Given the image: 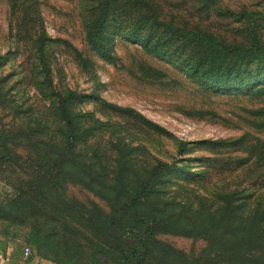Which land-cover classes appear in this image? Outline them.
<instances>
[{"label":"rangeland","instance_id":"rangeland-1","mask_svg":"<svg viewBox=\"0 0 264 264\" xmlns=\"http://www.w3.org/2000/svg\"><path fill=\"white\" fill-rule=\"evenodd\" d=\"M101 1L0 0V135L10 134L12 156L0 161V243L30 247L44 264H118L96 241L100 231L76 217L109 214L106 194L128 192L159 162L179 161L153 183L170 210L187 202L188 218L227 188L264 201V90L195 80L184 64L197 44L181 35L207 33L245 50L255 38L264 44V0H119L127 14L110 17L99 50L87 35ZM155 17L164 26H151ZM143 18L152 20L138 33L156 28L168 53L126 37ZM71 92L80 138L65 169L58 107ZM78 162L94 190L78 184ZM50 180L49 196L42 184ZM156 237L191 257L207 248L201 237Z\"/></svg>","mask_w":264,"mask_h":264},{"label":"trees","instance_id":"trees-1","mask_svg":"<svg viewBox=\"0 0 264 264\" xmlns=\"http://www.w3.org/2000/svg\"><path fill=\"white\" fill-rule=\"evenodd\" d=\"M102 0L95 22L88 32V41L99 50H106L103 43L105 28L110 17L126 15L119 8V0ZM143 18L137 21L135 27L125 35L134 43H143L144 47L156 56L168 53L167 42H161L162 36L148 28L149 33L143 37L138 31L143 30ZM160 24L154 18L151 26ZM152 30V31H151ZM184 40L193 41L197 45L191 50L190 58L185 67L190 69V75L195 80L215 84L220 89H250L256 83L264 90V74L246 81L250 72L264 73V44L255 38L252 47L245 50L241 47L220 42L207 33L181 31ZM71 92L60 101L58 111L64 122L66 134L63 136L62 147L66 156L61 165L65 169L72 163L71 156L79 146L80 134H76V122L71 114L70 102L76 99ZM10 134L0 135V161H11ZM185 154V144L179 150V156ZM182 159V158H181ZM183 160H180V162ZM176 161L173 164L159 162L150 172V176L140 179L128 192H112L103 196L110 208L107 215H97L86 218L78 213L77 221L90 228H97L100 233L96 241L105 245L117 259L118 264H264V201L258 193L245 194L247 189L227 188L220 192L217 204L200 207L194 217H189L185 209L170 210L168 208L167 192L159 190L153 183L160 174L178 170ZM84 162H78V172L75 175L78 184L88 189L93 188V182L86 178ZM64 169V170H65ZM85 173V174H84ZM71 175V171L68 173ZM50 181L42 184V192L52 195L54 188ZM41 189V187H39ZM67 210L72 208L65 202ZM180 206V203L177 204ZM158 233H177L184 236L201 237L207 242V248L197 257H191L184 251L172 245L159 241ZM37 234L33 243L39 252L42 243ZM66 261L64 264H68Z\"/></svg>","mask_w":264,"mask_h":264},{"label":"crops","instance_id":"crops-1","mask_svg":"<svg viewBox=\"0 0 264 264\" xmlns=\"http://www.w3.org/2000/svg\"><path fill=\"white\" fill-rule=\"evenodd\" d=\"M18 249L11 244L0 243V254L5 264H44L42 263L34 252L30 256H26L24 249Z\"/></svg>","mask_w":264,"mask_h":264},{"label":"built area","instance_id":"built-area-1","mask_svg":"<svg viewBox=\"0 0 264 264\" xmlns=\"http://www.w3.org/2000/svg\"><path fill=\"white\" fill-rule=\"evenodd\" d=\"M24 253H25L26 256H30V255L32 254V249H31L30 247H26V248L24 249ZM0 264H5V263L3 262V259H2L1 254H0Z\"/></svg>","mask_w":264,"mask_h":264}]
</instances>
